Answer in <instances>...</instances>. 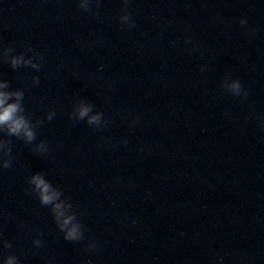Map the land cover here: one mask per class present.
<instances>
[{"label": "clouds", "instance_id": "obj_1", "mask_svg": "<svg viewBox=\"0 0 264 264\" xmlns=\"http://www.w3.org/2000/svg\"><path fill=\"white\" fill-rule=\"evenodd\" d=\"M92 0H78V7L85 12L90 11V4ZM127 6L129 0H123ZM97 7L100 6L101 0H95ZM121 25H127L130 29L135 27L131 21L130 13L127 7L122 10L119 18ZM245 20H241L240 24L244 25ZM14 49L11 47L0 50V61L8 63L13 70L20 68H33L37 71L41 68V63L44 60L42 53L35 52L30 47L27 52H31L32 56L26 58V53L13 54ZM41 61L37 63L35 61ZM204 71V67H201ZM34 85H39L38 77L32 78ZM222 88L234 97L247 98L248 93L243 91V85L238 80H231L225 78L222 81ZM24 91L21 89H12L10 82L0 79V168L10 169L13 166V154L11 148V140L3 139L2 136L16 137L22 139L26 144H32L37 137L36 129L43 123V121L33 122L30 114L25 110ZM94 106L82 99H77L70 118L75 121H86L90 126L100 129L107 125L108 121L103 119V113L93 111ZM55 116V112L50 111L46 119L51 121ZM34 151L44 154L48 151L47 142L41 141L35 145ZM7 157V158H3ZM29 194H34L40 205L48 207L53 216L57 229L63 234V238L69 242H80L85 239L84 226L80 223L76 213L73 211V204L67 199L63 198V192L60 188L53 186V184L45 178L43 173L37 172L32 174L27 181ZM43 237V233H38ZM4 250L10 249L12 244L3 240L0 241ZM32 244L35 248H40L43 244L42 239H33ZM97 246L94 243H89L86 250H92ZM3 264H20L17 256L7 255L3 259ZM88 264H91L89 261Z\"/></svg>", "mask_w": 264, "mask_h": 264}]
</instances>
